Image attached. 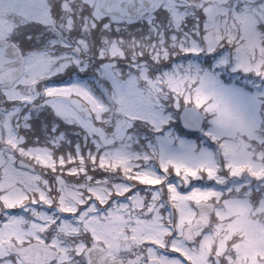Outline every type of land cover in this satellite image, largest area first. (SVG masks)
<instances>
[{
	"label": "snow or ice",
	"instance_id": "snow-or-ice-1",
	"mask_svg": "<svg viewBox=\"0 0 264 264\" xmlns=\"http://www.w3.org/2000/svg\"><path fill=\"white\" fill-rule=\"evenodd\" d=\"M0 264H264V0H0Z\"/></svg>",
	"mask_w": 264,
	"mask_h": 264
}]
</instances>
